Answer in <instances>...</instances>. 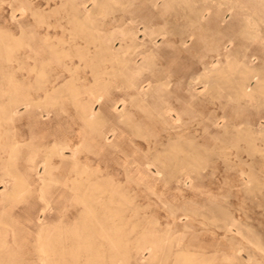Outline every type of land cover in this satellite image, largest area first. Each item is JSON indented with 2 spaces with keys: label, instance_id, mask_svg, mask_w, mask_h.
I'll return each instance as SVG.
<instances>
[{
  "label": "rangeland",
  "instance_id": "374dc122",
  "mask_svg": "<svg viewBox=\"0 0 264 264\" xmlns=\"http://www.w3.org/2000/svg\"><path fill=\"white\" fill-rule=\"evenodd\" d=\"M92 1L0 0V36L22 35L25 41H30L33 31L41 33L29 42L38 48L39 55H31L34 59L27 57L25 47H20L15 56L0 52V143L7 145L0 149V264H43L38 251L42 237L51 241L53 264H264V0H107L111 16L97 28L105 42L119 48L129 28L137 33L140 43L153 37L155 47H152L160 53L154 66L157 74L173 76L169 88L177 92L174 104L185 124L183 138L179 144L176 142L174 150L170 145L148 149L151 136L164 132L156 117L146 115L139 107L132 108L136 119L125 120L128 124L123 119L117 120L112 107L115 105L118 111L123 107L119 102L123 98L122 89L116 88L121 79L98 92L96 71L101 69H93L90 60L87 65L77 66L79 61L84 63L81 58H64L61 53L71 43L78 49L88 46L89 42L81 35L74 37L67 22L73 5L85 3L90 10ZM199 10L203 13H198ZM129 17H133L132 21ZM144 29L147 32H142ZM43 35L51 44L59 42L58 57H51L42 48L38 40ZM104 65L109 66L108 62ZM142 86L147 88L146 83ZM47 92L53 93V102L45 99ZM148 94L150 98L152 94ZM100 95L102 99L98 102ZM28 100H41L42 106L34 115L24 114L23 103ZM78 100L94 106L97 116L91 127L73 107ZM8 106L19 112L13 121L1 118ZM189 139H194L193 143ZM14 142L16 152L9 156L8 147ZM59 142L68 143L70 148L64 149L63 159L53 156L51 169L44 171L50 148ZM223 144L228 148H223ZM175 151H179L178 158L173 157ZM151 156L158 157L156 167L143 168L131 163L132 159H152ZM198 156L201 159L195 160ZM6 168L11 169L12 179L4 176ZM41 177L48 181L44 184ZM72 179L78 182L73 183ZM95 185L107 192L118 188L120 196H108L106 191L99 195ZM101 231L115 244L100 236ZM58 238L65 241L58 244ZM151 243L156 251L149 259ZM138 247L143 249L137 255Z\"/></svg>",
  "mask_w": 264,
  "mask_h": 264
},
{
  "label": "bare ground",
  "instance_id": "6f19581e",
  "mask_svg": "<svg viewBox=\"0 0 264 264\" xmlns=\"http://www.w3.org/2000/svg\"><path fill=\"white\" fill-rule=\"evenodd\" d=\"M113 1V0H112ZM111 1V2H112ZM117 2H118V0H116ZM125 1H127V0H125ZM146 1V0H145ZM151 1V0H150ZM169 1H171V0H169ZM177 1V0H176ZM180 1V0H179ZM168 2V1H167ZM110 3V2H109ZM124 3V2H123ZM129 3V2H128ZM170 3V2H169ZM92 9H90V10H88V8H86V6H85V3H81V4H75V5H73V7H72V11H71V14H70V18H69V20H68V24L71 26V28H72V30H71V32L73 31L74 33H75V35H74V37H76V35L78 36V35H81L83 38H85V39H87V41L89 42L88 43V46H85L83 49H78V47H77V45H75V44H73V43H71L72 44V46H70L68 49H62V50H60V49H58L57 48V45L59 44V42L57 41V44L56 45H54V44H51L50 42H49V38L47 37V36H44L43 37V39H39L38 41L40 42V44H41V46H42V48H45L46 50H47V52L49 53V55L51 56V57H54V56H56V57H58V54H59V50L61 51V53H63V56H64V58L65 57H68V56H72V57H77V58H81L83 61H84V63L82 62V61H79V63H78V65L77 66H81V65H87L86 63H87V61L88 60H90V61H88L89 62V65L93 68V69H95V68H99V69H101V70H98V71H96V73H98L99 74V78H97V79H99L98 81H97V83H96V85H95V88L98 90V92L99 91H101L102 89H106L108 86L110 87V85L112 86L113 85V83H112V81H115V80H117L118 78L119 79H121V83H120V86H116V88H118L119 89V87L122 89V92H123V98L122 99H120L119 100V102L120 103H122V109L121 110H119L118 111V107H115V105H114V107H112L113 108V113H116L117 114V116H118V121H120V119H123L124 121L125 120H127V121H130L132 118H135L136 117V112L135 111H133L132 110V108H136V107H139L140 108V111H142L143 113L145 112L146 113V115H151V116H154V117H156V119L158 120V124H161V131L162 132H164V134H159V133H155V134H153V136H151L152 138H153V140H152V143L151 142H148V149L149 150H157L158 149V147H161V146H164V145H170L169 146V148L170 149H176L177 147L175 146V144H176V142L178 143L179 142V140H180V138H183V137H181L182 136V134L181 133H183V132H185V124H183V122H182V117H181V115L180 114H182V113H180L179 111H177V109H176V107H175V104H174V102L177 100V95H176V91L173 89V88H169V86H171L170 85V83H171V76L170 75H168V73L166 74V76H164V75H162V73H161V75H158L157 73L158 72H156V70H155V65H156V63H157V60H159V54L160 53H158L157 52V50L155 49V48H153V47H155V45H154V43L152 42V38H150V39H148V41H145V40H143L142 41V43H140L139 41H138V36L136 35L137 33L134 31H132L130 28H129V30H127L125 33L124 32H122V33H124L123 34V38H122V40H121V42H120V46H119V48H115L114 49V47H112L113 46V44H111V45H108L107 44V42H105V40H104V35H100V33L102 32H100L99 31V29H97L98 27H100L101 25H104L105 23H106V21H108L109 19H108V15L112 12V10H111V8L108 6V4H107V0H106V2H101L100 0H93L92 1ZM113 5V4H112ZM156 5V4H155ZM169 6V5H168ZM88 7H90V6H88ZM123 7V6H122ZM124 7H125V5H124ZM170 8V7H169ZM173 8V7H172ZM183 8V7H182ZM187 8V7H186ZM165 9V8H164ZM164 9H163V11H164ZM176 8H174V10H175ZM192 9H193V7H192ZM195 9V8H194ZM206 9V8H205ZM111 10V12H109ZM122 10V9H121ZM180 10H182V9H180ZM184 10H186V9H184ZM196 11H197V9H195ZM203 10H204V8H203ZM209 10V9H208ZM21 11L22 12H24L25 11V8H21ZM160 12H161V10H159ZM178 11V10H177ZM183 11V10H182ZM187 11H188V8H187ZM187 11L186 12H184L185 14H187ZM200 11V10H199ZM173 12V11H172ZM181 12V11H180ZM191 12V11H190ZM201 12L202 11H200V12H198V13H200L201 14ZM208 12V11H207ZM176 13V12H175ZM179 13V12H178ZM195 13V12H194ZM193 13V14H194ZM197 13V12H196ZM195 13V14H196ZM197 13V14H198ZM203 13V12H202ZM172 14V13H171ZM171 14H169V15H171ZM177 14V13H176ZM195 14H194V16H195ZM207 14V13H206ZM126 15V14H125ZM131 15H133V14H131ZM189 15H192V13L191 14H189ZM110 16H111V14H110ZM159 16H160V13H159ZM177 16V15H176ZM182 16V15H181ZM113 17V16H112ZM120 18H122V16H119ZM118 17V18H119ZM138 16H136V18H137ZM155 17V16H154ZM153 17V18H154ZM157 17V16H156ZM168 17V16H167ZM170 17V16H169ZM178 17V16H177ZM184 17H186V16H184ZM188 17V16H187ZM198 17V16H197ZM196 17V18H197ZM204 17H205V15H204ZM115 18V17H114ZM130 18V17H129ZM166 18V17H165ZM107 19V20H106ZM131 19V18H130ZM132 19H133V17H132ZM132 19H131V21H132ZM162 19V18H161ZM168 20V19H167ZM191 20V19H190ZM194 20V19H193ZM198 20H199V18H198ZM197 20V21H198ZM114 21H115V19H114ZM125 21V20H124ZM124 21H122V22H124ZM126 21H127V19H126ZM125 21V22H126ZM165 20H163V22H164ZM196 21V20H195ZM112 22V21H111ZM117 22V21H116ZM167 22V21H166ZM175 22V21H174ZM188 22V21H187ZM40 23V22H39ZM134 23V22H133ZM135 23H136V21H135ZM134 23V24H135ZM150 23V22H149ZM170 23V22H169ZM191 23H192V21H191ZM190 23V24H191ZM193 23H196V22H193ZM111 23H109L108 25H110ZM125 24V23H124ZM137 24V23H136ZM154 24V23H153ZM165 24V23H164ZM166 24H168V23H166ZM180 24V23H179ZM181 24H182V22H181ZM113 25V24H112ZM122 25V24H121ZM144 25V24H143ZM174 25V24H173ZM199 25V24H198ZM200 25H202V23L200 24ZM214 25V24H213ZM120 26V25H119ZM137 26V25H136ZM139 26V25H138ZM148 26V25H147ZM146 26V30H147V27ZM159 26V25H158ZM161 26V25H160ZM167 26V25H166ZM175 26V25H174ZM182 26V25H181ZM184 26V25H183ZM187 26H188V24H187ZM104 27V26H103ZM106 27V26H105ZM129 27V26H128ZM152 27V26H151ZM155 27H157V26H155ZM163 27V26H162ZM165 27V26H164ZM185 27V26H184ZM214 27V26H213ZM217 27V26H216ZM121 28V27H120ZM126 28V27H125ZM136 28V27H135ZM186 28V27H185ZM184 28V29H185ZM202 28V27H201ZM124 29V28H123ZM122 28L120 29V30H123ZM127 29V28H126ZM138 29H139V27H138ZM149 29V28H148ZM152 29V28H151ZM155 29H158L159 31L160 30H162V29H159L158 27L157 28H155ZM172 29V28H171ZM174 29V28H173ZM178 30H179V28H177ZM183 29V30H184ZM203 29V28H202ZM214 29V28H213ZM105 30V29H104ZM107 30V29H106ZM117 29L115 28V31H116ZM119 30V29H118ZM154 30V29H153ZM152 30V31H153ZM178 30H177V34H179V32H178ZM186 30V29H185ZM211 30H212V28H211ZM70 31V30H69ZM113 31V30H112ZM111 31V32H112ZM150 31V30H149ZM170 31V30H169ZM180 31V30H179ZM100 32V33H99ZM109 32V31H108ZM121 32V31H120ZM140 32V31H139ZM142 32H147V31H145V29H144V31H142ZM162 32V31H161ZM174 31H172V33H173ZM176 32V31H175ZM181 32V31H180ZM189 32V31H188ZM203 32H204V30H203ZM117 33V32H116ZM119 33V32H118ZM155 33V32H154ZM163 33V32H162ZM166 33V32H165ZM172 33H170V34H172ZM183 33H186V32H182V34ZM205 33V32H204ZM102 34V33H101ZM105 34V33H104ZM151 34V33H150ZM150 34H149V36H150ZM177 34H175V35H177ZM181 34V33H180ZM179 34V36H180V38H181V35ZM200 34H201V32H200ZM220 34V33H219ZM41 35V33L38 31V30H36V31H33V33H32V35L30 36V41H34L36 38H37V36H40ZM106 35V34H105ZM119 35V34H118ZM138 35H139V33H138ZM143 35V34H142ZM167 35V34H166ZM192 35V34H191ZM145 36H147V35H145ZM168 36V35H167ZM172 36V35H171ZM178 36V35H177ZM178 36V37H179ZM254 36V35H253ZM258 36V35H257ZM115 37V36H114ZM119 37H120V39H121V36L119 35ZM154 37H155V35H154ZM161 37V36H160ZM183 37H185V36H183ZM203 37V36H202ZM255 37V36H254ZM259 37V36H258ZM148 38V37H147ZM256 38V37H255ZM108 39V38H107ZM112 39V38H111ZM110 39V40H111ZM116 40H117V38H116ZM115 40V41H116ZM185 40V39H184ZM29 40L28 41H25L24 39H23V37H22V35L21 36H19L18 38L17 37H10L9 35H3V36H0V52H2V53H7L6 54V56H8V55H11L12 56V54L14 55L15 53H16V51L20 48V47H25V48H27L28 49V54H27V57L28 58H32V56L33 55H35V57L36 56H38L39 54V52H38V48L36 49L35 48V46L34 45H32V44H30L29 42H30ZM115 41H113V42H115ZM118 41V40H117ZM155 41V40H154ZM180 41V40H179ZM182 41H183V39H182ZM172 42V41H171ZM185 42V41H184ZM111 43V42H110ZM116 43V42H115ZM172 43H175L174 41L172 42ZM67 44V43H66ZM70 44V45H71ZM166 44V43H165ZM176 44H177V41H176ZM181 43H179V45H180ZM68 45V44H67ZM154 45V46H153ZM212 45H215V44H212ZM69 46V45H68ZM153 46V47H152ZM172 46V45H171ZM170 46V47H171ZM174 46H176L175 44H174ZM218 46V45H217ZM62 47V46H61ZM181 47V46H180ZM169 48V47H168ZM22 49V48H21ZM177 50V49H176ZM180 51V50H179ZM185 51H187V50H185ZM211 51H212V49H211ZM44 52V51H43ZM32 53H33V55H32ZM41 54H42V52H41ZM3 55V54H2ZM32 55V56H31ZM180 54H178V56H179ZM15 56V55H14ZM164 56V55H163ZM180 57V56H179ZM220 57H222V56H220ZM177 58V57H176ZM7 59V58H6ZM32 59H34V57L32 58ZM36 59V58H35ZM55 59V58H54ZM138 59H140V61L141 62H138ZM184 59V58H183ZM66 60V59H65ZM176 60V59H175ZM163 61V60H162ZM108 62V64H109V66L108 67H106L104 64H106V63ZM174 62V61H173ZM161 63V62H160ZM163 63V62H162ZM161 63V64H162ZM168 63V62H167ZM169 64V63H168ZM42 65V64H41ZM40 65V66H41ZM62 65L63 66H65L66 64L64 63H62ZM163 65H165V64H163ZM162 65V66H163ZM229 65V64H228ZM172 66V65H171ZM215 66V65H214ZM161 67V66H160ZM231 67V66H230ZM33 68V67H32ZM165 68H167V67H165ZM35 69V68H34ZM34 69H32V70H34ZM163 69V68H162ZM37 70H38V68H37ZM167 70V69H166ZM170 70H171V67H170ZM169 70V71H170ZM217 70V69H216ZM233 70V69H232ZM38 71H40V70H38ZM37 71V72H38ZM234 71V70H233ZM160 72H161V69H160ZM173 72V71H172ZM219 72H220V70H219ZM260 72V71H259ZM262 72V71H261ZM39 73V72H38ZM145 73H147V75L145 74ZM164 73V72H163ZM214 73H216V71H214ZM226 73V72H225ZM40 74H41V72H40ZM39 74V75H40ZM172 74V73H171ZM35 75H37V74H35ZM208 75V74H207ZM219 74H217V76H218ZM221 75V74H220ZM226 75V74H225ZM41 76V75H40ZM44 76V75H43ZM243 76V75H242ZM173 77V76H172ZM199 77H201V75L199 76ZM202 77H204V75L202 76ZM223 77H224V75H223ZM226 77V76H225ZM262 77H264V76H262ZM193 78V77H192ZM198 78V77H197ZM207 78V77H206ZM209 78V77H208ZM207 78V79H208ZM216 78V77H215ZM214 78V79H215ZM222 78V77H221ZM39 79V78H38ZM42 79V78H41ZM96 79V78H95ZM96 79V80H97ZM104 79V80H103ZM206 79V80H207ZM220 79V78H219ZM250 79V78H249ZM191 80H194V78L193 79H191ZM201 80V79H200ZM209 80V79H208ZM213 80V79H212ZM218 80V79H217ZM224 80H225V78H224ZM228 80H229V78H228ZM172 81H173V79H172ZM201 81H203V80H201ZM200 81V82H201ZM219 81V80H218ZM223 81V80H222ZM221 81V82H222ZM240 81H241V79H240ZM259 81V80H258ZM262 81V80H261ZM260 81V82H261ZM182 82V81H181ZM199 82V83H200ZM204 82V81H203ZM212 82V81H211ZM214 82H216V80L214 81ZM242 82V81H241ZM144 83H146V85H147V88L146 89H144V86H142V84H144ZM179 83V82H178ZM189 83H190V81H189ZM192 83V82H191ZM193 83H194V81H193ZM202 83V82H201ZM208 83V82H207ZM217 83V82H216ZM228 83H229V81H228ZM177 84V83H176ZM203 84V83H202ZM237 84V83H236ZM239 85H240V83H239ZM239 85H236V86H239ZM208 86L210 87V86H212V85H210V84H208ZM219 86H220V84H219ZM242 85H240V87H241ZM71 87H72V85H71ZM108 87V88H109ZM208 87V88H209ZM246 87V86H245ZM180 88V87H179ZM207 88V89H208ZM210 88H213V87H210ZM214 88H216L215 86H214ZM243 88V87H242ZM259 88V87H258ZM73 89V88H72ZM113 89V88H112ZM216 89H218V88H216ZM245 89V88H244ZM256 89V88H255ZM111 90V89H110ZM188 90H190V88L188 89ZM212 90V89H211ZM211 90L209 91V92H211ZM232 90V89H231ZM234 90V89H233ZM252 90V89H251ZM70 91V93H72L71 92V90H69ZM73 91V90H72ZM94 91V90H93ZM105 91V90H104ZM205 91H207V90H205ZM204 91V92H205ZM219 91V90H218ZM102 92V91H101ZM118 92V91H117ZM176 92V93H175ZM188 92V91H187ZM217 92V91H216ZM235 92V91H234ZM237 92V91H236ZM250 92H253V91H250ZM93 93V92H92ZM110 93V92H109ZM111 93H112V91H111ZM110 93V94H111ZM148 93H151L152 95H151V97L149 98L148 97ZM207 93H208V91H207ZM213 93H214V91H213ZM241 93V92H240ZM52 94L53 93H49V92H47V93H45V99L46 100H48V101H54V99L53 98H55V97H53L52 96ZM108 94V93H107ZM148 94V95H147ZM215 94V93H214ZM213 94V95H214ZM218 94V93H217ZM238 94V93H237ZM70 95V94H69ZM76 94H74V92H73V96H75ZM198 95V94H197ZM200 95V94H199ZM205 95V94H204ZM249 95V94H248ZM252 95V94H251ZM261 95V94H260ZM72 96V97H73ZM96 96V95H95ZM111 96V95H110ZM118 96V95H117ZM207 96V95H206ZM211 96V95H210ZM215 96H217V95H215ZM239 96V95H238ZM89 97H91V95H89ZM89 97H87V98H89ZM94 97V96H93ZM107 97V96H106ZM113 97V96H112ZM121 97V96H120ZM191 97H193L194 98V96H191ZM197 96H195V98H196ZM242 97V96H241ZM28 98V97H27ZM208 98H209V96H208ZM212 98H213V96H212ZM240 98V97H239ZM246 98V97H245ZM34 99V98H33ZM38 99H42V98H38ZM37 99V100H38ZM86 99V98H85ZM101 99H102V95H100L99 97H97V101L99 102V101H101ZM117 99H118V97H117ZM215 99V98H214ZM237 99V98H236ZM115 100V99H114ZM179 100V99H178ZM238 100V99H237ZM36 101V100H35ZM41 100H39V102H34L33 100H28L27 102H25V103H23V107H24V114H28V115H34V113L36 112L35 110L36 109H38L40 106H42V103L40 102ZM45 101V100H44ZM96 101V102H97ZM192 101H193V103H194V99H192ZM218 101V100H217ZM236 101V100H235ZM43 102V101H42ZM191 102V101H190ZM90 103V102H89ZM88 102H86V101H80V100H78L77 102H75L74 103V105H73V107L74 108H76V110L75 111H77V113H78V115H79V118L82 120V121H84L85 123H86V125L87 126H92L93 125V120L95 119V117L97 116V113H94V111H93V109H94V106H93V108H92V105L91 104H89ZM118 103V102H117ZM119 103V104H120ZM176 103H178V102H176ZM193 103H191L192 104V106H194L193 105ZM195 103H196V101H195ZM194 103V104H195ZM221 103V102H220ZM56 103H53L52 105L54 106ZM181 104V103H180ZM179 104V105H180ZM185 104V103H184ZM215 104V103H214ZM213 104V105H214ZM8 105H11L10 103L8 104ZM58 105V104H57ZM99 105V104H98ZM178 105V104H177ZM186 105V104H185ZM218 105V104H217ZM13 106V105H12ZM105 106V105H104ZM9 107V106H8ZM180 107V106H179ZM178 107V108H179ZM4 108H6V107H4ZM3 107H2V109L3 110H5ZM43 108V107H42ZM185 108V107H184ZM1 109V110H2ZM7 109V108H6ZM41 109V108H40ZM46 109V108H45ZM44 109V110H45ZM52 110V109H51ZM51 110H49V112L51 111ZM193 110H195V109H193ZM35 111V112H34ZM110 111V110H109ZM111 111H112V109H111ZM3 112V116L1 117V118H3V119H5V120H7V121H13L14 120V118H15V116L19 113V112H17V110H16V108H8L7 110H5V112L4 111H2ZM44 112H46V111H44ZM52 112V111H51ZM186 112V111H185ZM54 113V112H53ZM63 113V112H62ZM183 113H184V110H183ZM189 113V112H188ZM104 114V113H103ZM186 115H187V113H185ZM184 114V115H185ZM1 115V114H0ZM19 115V114H18ZM47 115V114H46ZM39 116V115H38ZM100 116V115H99ZM145 116V115H144ZM184 117V116H183ZM189 118H191V117H189ZM96 119H98V118H96ZM136 119V118H135ZM141 119V118H140ZM147 119V118H146ZM188 119V118H187ZM2 120V119H1ZM104 120V119H103ZM102 120V121H103ZM208 120V119H207ZM216 120V119H215ZM117 121V122H118ZM133 121V120H132ZM190 121H192V120H190ZM97 122H98V120H97ZM104 122H106V121H104ZM103 122V123H104ZM126 122V121H125ZM188 122V121H187ZM187 122H185V123H187ZM6 123V122H5ZM61 123V122H60ZM100 123V122H99ZM98 123V124H99ZM127 124H128V122H126ZM134 123V122H133ZM97 124V123H96ZM135 124V123H134ZM133 124V125H134ZM195 124V123H194ZM193 124V125H194ZM199 124H202V122L201 123H199ZM217 124V123H216ZM101 125V124H100ZM126 125V124H125ZM130 125V124H129ZM117 126V125H116ZM127 126V125H126ZM114 127V126H113ZM133 127V126H132ZM131 127V128H132ZM137 127V126H136ZM189 127V126H188ZM99 129V128H98ZM108 129V128H107ZM130 129V128H129ZM178 129H181V130H183L182 132H177L178 131ZM187 129V128H186ZM190 129V128H189ZM207 129V128H206ZM133 130V129H132ZM131 130V131H132ZM140 130V129H139ZM233 130V129H232ZM240 130V129H239ZM250 130V129H249ZM92 131V130H91ZM116 131V129H115V127L112 129V132H115ZM135 131V133H136V130H134ZM173 131V132H172ZM205 131V130H204ZM251 131V130H250ZM111 132V133H112ZM139 132V131H138ZM249 132V131H248ZM259 132V131H258ZM142 133V132H141ZM167 133H172V135H170V136H168V135H166ZM247 133V132H246ZM255 133V132H254ZM253 133V134H254ZM102 134V133H101ZM120 134V133H119ZM144 134V133H143ZM251 134H252V132H251ZM262 134V133H261ZM112 135H114V134H112ZM132 135V134H131ZM140 135V134H139ZM262 135H264V134H262ZM261 135V136H262ZM145 136V135H144ZM143 135H142V137L141 138H143L144 137ZM148 136V135H147ZM240 135H238V137H239ZM244 136H245V134H244ZM247 136V135H246ZM250 136V135H249ZM253 136V135H252ZM104 137V136H103ZM134 137V136H133ZM136 137V136H135ZM146 137V136H145ZM191 137V136H190ZM193 137V136H192ZM237 137V136H236ZM235 137V138H236ZM242 138H245V137H243V136H241ZM241 137H239V138H241ZM259 137V136H258ZM105 138H107V136L105 137ZM116 138V137H115ZM234 138V137H233ZM250 138V137H249ZM254 138V137H253ZM252 138V139H253ZM218 139V138H217ZM238 139V138H237ZM246 139V138H245ZM251 139V138H250ZM262 139V138H261ZM146 140H147V137H146ZM190 140V139H189ZM193 140L194 139H191L190 141H189V143H193ZM196 140V139H195ZM213 140H214V137H213ZM216 140V139H215ZM224 140V139H223ZM231 140V139H230ZM233 140V139H232ZM232 140H231V142H232ZM239 141L241 140V139H238ZM247 140V139H246ZM257 140V139H256ZM260 140V139H259ZM106 141V140H105ZM173 141H175V143H172ZM216 141H218V140H216ZM221 141V140H220ZM219 141V142H220ZM235 141H236V139H235ZM235 141L233 142V144H235ZM242 141V140H241ZM250 141V140H249ZM108 142V141H107ZM132 142V141H131ZM188 142V141H187ZM187 142H185V143H187ZM198 142V141H197ZM223 142H226V141H223ZM230 142V141H229ZM258 142H260V141H258ZM133 143V142H132ZM181 143V142H180ZM183 143V142H182ZM181 143V144H182ZM195 143V142H194ZM199 143V142H198ZM220 143H222V142H220ZM227 143V142H226ZM261 143V142H260ZM171 144H173L172 145V147H171ZM179 144V143H178ZM245 144L247 145L248 144V142L246 143L245 142ZM254 144V143H253ZM262 144V143H261ZM186 145V144H185ZM188 145V144H187ZM191 145V144H190ZM199 145V147H201L200 146V144H198ZM222 145V144H221ZM224 145V144H223ZM227 145V144H226ZM228 145H230V144H228ZM249 145H251L250 144V142H249ZM7 145L6 144H2V143H0V149H2V150H4V148L6 147ZM16 146H17V142H14V143H12V144H10L9 145V147L8 148H10L9 149V156H11L12 154H14L15 152H16ZM69 146V144L68 143H64V142H59V143H54V145L52 146V148H50L51 149V151L48 153L49 154V156L47 157V159L44 161V171L46 170V169H51V165H50V161H51V158L53 157V156H55V157H58V158H61V159H63L64 158V153H63V151H64V149H66V148H70V147H68ZM179 146V145H178ZM181 146H183V145H181ZM181 146H179V147H181ZM196 146V145H195ZM194 146V147H195ZM213 146V145H212ZM225 146V145H224ZM238 146V145H237ZM255 146H256V144H255ZM258 146V145H257ZM109 147H110V145H109ZM112 147V146H111ZM176 147V148H175ZM178 147V148H179ZM185 147V146H184ZM194 147H193V149H194ZM218 147V146H217ZM227 146H225V147H223V148H226ZM232 147V146H231ZM234 147V146H233ZM247 147V146H246ZM249 148H250V146H248ZM251 147H252V145H251ZM262 147H264V146H262ZM164 148V147H163ZM168 148V147H167ZM182 148V147H181ZM202 148H204L203 146H202ZM212 148V147H211ZM219 148V147H218ZM228 148V147H227ZM234 148H236V147H234ZM254 148H256V147H254ZM260 148V147H259ZM118 149V148H117ZM187 149H188V147H187ZM190 149V148H189ZM214 149H216V148H214ZM213 149V150H214ZM222 148H220V150H221ZM233 149V148H232ZM253 149V148H252ZM261 149V148H260ZM262 149H264V148H262ZM73 150V149H72ZM71 150V151H72ZM159 150V149H158ZM165 150V149H164ZM163 150V152L165 153V151ZM197 150V149H196ZM199 150V149H198ZM203 150V149H202ZM205 150V149H204ZM256 150V149H255ZM186 151V150H185ZM184 151V152H185ZM192 151L193 150H191V153H192ZM205 151H209V149L207 150H205ZM218 151V150H217ZM254 151V150H253ZM258 151V150H257ZM3 152V151H2ZM5 152V151H4ZM75 152V151H74ZM74 152H71V153H74ZM115 152V151H114ZM158 152V151H157ZM162 152V151H161ZM169 152V154H170V151H168ZM176 153H175V155H173V157L174 158H178V152L179 151H175ZM181 152V151H180ZM203 152V151H202ZM247 152H249L248 150H247ZM146 153V152H145ZM159 154H160V152H158ZM189 153H190V151H189ZM188 153V154H189ZM206 153V152H205ZM204 153V154H205ZM250 153H253L252 152V150H251V152ZM260 153V151H258V154ZM262 153H264V152H262ZM113 154V153H112ZM124 154V153H123ZM195 153L193 152V155H194ZM198 154V153H197ZM200 154H202V153H200ZM221 154V153H220ZM254 154V153H253ZM162 155H163V153H162ZM166 155V154H165ZM187 155V154H186ZM223 155V154H222ZM225 155V154H224ZM223 155V156H224ZM249 155V154H248ZM47 156V155H46ZM160 156H161V154H160ZM170 156V155H169ZM192 156V155H191ZM195 156V155H194ZM152 157V156H151ZM198 157H200V156H198ZM46 158V157H45ZM72 158V157H71ZM156 158H158V157H155V158H153L152 157V159H147V158H145V160H136V159H132V161H131V163H134V164H136L138 167H149V166H155L156 167V164L158 163V160L156 159ZM166 158H168V156L166 157ZM185 158V157H184ZM192 158V157H191ZM191 158H190V160H191ZM203 158V157H202ZM225 158V157H224ZM223 158V159H224ZM228 158V157H227ZM161 159V158H160ZM182 159V158H181ZM193 159V158H192ZM196 159H201V157L200 158H195V160ZM205 159V158H204ZM207 159H209V158H207ZM212 159V158H211ZM236 159V158H235ZM125 160V159H124ZM171 161H173V159H170ZM170 160H168V161H170ZM227 160V159H226ZM225 160V161H226ZM241 160V159H240ZM162 161V160H161ZM194 161V160H193ZM203 161V160H202ZM212 161V160H211ZM210 161V162H211ZM213 161H215L214 163H216V160H213ZM212 161V162H213ZM222 161V160H221ZM234 161V160H233ZM254 161V160H253ZM125 162V161H124ZM187 162V161H186ZM207 163H208V161H207ZM243 163H244V161H243ZM252 163V162H251ZM159 164H160V162H159ZM163 164V163H162ZM180 164V163H179ZM186 164H188V163H186ZM185 164V165H186ZM201 164L202 163H200V166H201ZM227 164V163H226ZM237 164H238V162H237ZM190 165H192V164H190ZM199 165V164H198ZM203 165H204V163H203ZM203 165H202V167H203ZM210 165V164H209ZM208 165V166H209ZM245 165V164H244ZM249 165V164H248ZM174 166V165H173ZM205 166V165H204ZM9 167V166H8ZM168 167V169H170V167L169 166H167ZM184 167V166H183ZM193 167H194V165H193ZM196 167V166H195ZM194 167V168H195ZM201 167V168H202ZM188 168H190V167H188ZM99 169V168H98ZM154 169V168H153ZM158 169V168H157ZM163 169H165V168H163ZM162 169V170H163ZM185 169V168H184ZM196 169V168H195ZM198 169V168H197ZM199 169H200V167H199ZM167 170V169H166ZM165 170V171H166ZM193 170V169H192ZM127 171V170H126ZM164 171V172H165ZM186 171V170H185ZM84 172H86L87 173V171H84ZM102 172V171H101ZM128 172V171H127ZM146 172V171H145ZM149 172V171H148ZM160 172H162V171H160ZM177 172V171H176ZM90 173H92V174H94L93 172H90ZM157 173H158V171H157ZM171 173H173V172H171ZM45 174H46V172H45ZM76 174V173H75ZM85 174V173H84ZM89 174V173H88ZM70 175V174H69ZM101 175V174H100ZM158 175H160V174H158ZM168 175H170V174H168ZM4 176H6V177H11V179H12V177H13V174H12V172H11V169H9V168H6L5 169V174H4ZM85 176V175H84ZM87 176H89V175H87ZM175 176V175H174ZM81 177V176H80ZM127 177V176H126ZM168 177V176H167ZM172 177V176H171ZM42 178H44V177H41V179ZM46 178V177H45ZM93 178V177H92ZM166 178V177H165ZM90 178H87V180H89ZM96 179H99V176H96ZM105 178H103V180H104ZM173 179V178H172ZM189 179V178H188ZM45 180H46V182L48 181L47 179H42V181H43V183L45 182ZM66 180V179H65ZM87 180H85V181H87ZM101 180V179H100ZM108 181H109V179H107ZM41 181V182H42ZM51 181V180H50ZM75 181H77L76 179H72V181L71 182H73V183H75ZM97 181L98 180H96L95 182H96V185H98L97 184ZM168 181H169V178H168ZM45 182V183H46ZM70 182V183H71ZM78 182V181H77ZM259 182V181H258ZM44 183V184H45ZM92 183V182H91ZM102 183V182H101ZM104 183V182H103ZM111 183V182H110ZM115 183V182H114ZM78 184V183H77ZM80 184L82 185V183L80 182ZM94 184V183H93ZM119 184V183H118ZM71 185V184H70ZM90 185V184H89ZM95 185V186H96ZM112 185H113V182H112ZM93 186V185H92ZM95 186H94V188L93 189H95ZM98 186H100V185H98ZM98 186H96L97 188H99ZM115 186V185H114ZM22 187V186H21ZM103 187H105V186H102V188ZM112 187V186H111ZM110 187V188H111ZM116 187V186H115ZM92 188V187H91ZM96 188V190L98 191L99 190V195L100 194H102L103 192H105L106 190H102V189H97ZM106 188V187H105ZM256 188V187H255ZM92 189V190H93ZM107 189V188H106ZM96 190L95 191H92V193L93 192H96ZM118 188L116 189H111V190H108L109 192H107V193H109V195L108 196H120V193L118 192ZM120 190H121V188H120ZM105 192V193H106ZM97 193V194H98ZM75 194H76V192H75ZM95 194V193H94ZM104 194V193H103ZM103 194H102V196H103ZM124 194V193H123ZM122 194V195H123ZM126 194V193H125ZM105 196V195H104ZM89 197V196H88ZM98 197V196H97ZM97 197H94V198H96L97 199ZM123 197V196H122ZM90 198H92V197H90ZM85 200H87V199H85ZM91 200V199H90ZM84 200H82V202H83ZM99 202H100V200H98ZM104 201V200H103ZM85 202V201H84ZM94 202H96L95 200H94ZM105 202V201H104ZM80 204H82L81 202H80ZM96 204V203H95ZM94 204V205H95ZM99 204V203H98ZM83 205V204H82ZM84 205H88V204H84ZM106 205V204H105ZM98 206V205H97ZM85 208V207H84ZM90 208V207H89ZM87 210H88V208H86ZM90 210V209H89ZM92 210V209H91ZM93 211V210H92ZM91 212V211H90ZM94 213V212H93ZM93 216V215H92ZM42 217V216H41ZM231 219V218H230ZM227 221V220H226ZM100 222V221H99ZM231 222V221H230ZM96 223V222H95ZM228 225V224H227ZM96 226V225H95ZM226 227V226H225ZM224 230V229H223ZM99 231V230H98ZM252 231V230H251ZM101 233L103 234V235H100V236H103L105 239H107L111 244L112 243H114L115 242V240H113L112 238H107V235H106V233L104 232V231H101ZM108 234V233H107ZM98 237V236H97ZM142 237V236H141ZM242 238H245V237H242ZM98 239V238H97ZM138 239H140V238H138ZM5 240V239H4ZM74 240V239H73ZM3 241V240H2ZM63 241H65L63 238L62 239H60V238H58V240H57V242H58V244H62L63 243ZM102 241H104V240H102ZM138 241V240H137ZM141 241V240H140ZM140 241H138V242H140ZM120 242H121V240H120ZM148 242V241H147ZM248 242V241H247ZM5 243V242H4ZM137 243V242H136ZM1 244V243H0ZM115 244V243H114ZM118 244V243H117ZM157 244V242L155 243V245ZM139 245V244H138ZM150 245H151V247H150ZM149 245V247L150 248H148V249H150V257H149V259L151 258L152 259V257H154L155 256V245H154V243H151ZM260 245V244H259ZM3 246V245H2ZM6 246V245H5ZM118 246H119V244H118ZM140 246H142V245H140ZM148 246V245H147ZM122 247V246H121ZM135 247H137V246H134V249H135ZM237 247V246H236ZM120 248V247H119ZM168 248V247H167ZM112 249H113V247H112ZM143 248H140V247H138V253H137V255L139 254V251H141ZM147 249V250H148ZM113 250H115V249H113ZM119 250V249H118ZM144 250H145V248H144ZM38 251H39V253H40V260L43 262V264H53L52 262H51V260H52V254H53V246L51 245V241H49V239L48 238H41L40 239V242H39V246H38ZM113 252V251H112ZM142 252V251H141ZM117 253V252H116ZM74 254H72V256H73ZM136 255V256H137ZM183 255V254H182ZM95 256V255H94ZM112 256V255H111ZM113 256H115V255H113ZM185 256V255H184ZM192 256V255H191ZM190 256V257H191ZM196 256V255H195ZM194 256V257H195ZM116 257V256H115ZM189 257V258H190ZM113 258V257H112ZM136 258V257H135ZM62 259H64V258H62ZM96 259V258H95ZM187 259V258H186ZM185 259V260H186ZM238 259V258H237ZM253 259V258H252ZM99 260V259H98ZM135 260V259H134ZM139 260V259H138ZM142 260H144V259H141V261ZM188 260V259H187ZM186 260V261H187ZM189 261V260H188ZM193 261V260H192ZM196 262H194V264H195ZM200 263V262H199ZM253 263V262H252ZM186 264V263H185ZM189 264H191V262L189 263ZM208 264V263H207ZM254 264H256V263H254Z\"/></svg>",
  "mask_w": 264,
  "mask_h": 264
}]
</instances>
